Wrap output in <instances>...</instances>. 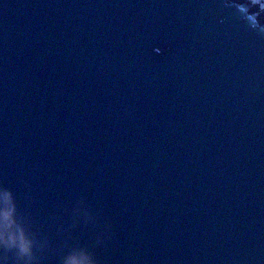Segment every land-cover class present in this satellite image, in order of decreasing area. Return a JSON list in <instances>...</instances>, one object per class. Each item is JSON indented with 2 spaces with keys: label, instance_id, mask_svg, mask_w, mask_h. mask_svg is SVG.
<instances>
[{
  "label": "water",
  "instance_id": "water-1",
  "mask_svg": "<svg viewBox=\"0 0 264 264\" xmlns=\"http://www.w3.org/2000/svg\"><path fill=\"white\" fill-rule=\"evenodd\" d=\"M5 190L0 264H264V0H0Z\"/></svg>",
  "mask_w": 264,
  "mask_h": 264
},
{
  "label": "clouds",
  "instance_id": "clouds-1",
  "mask_svg": "<svg viewBox=\"0 0 264 264\" xmlns=\"http://www.w3.org/2000/svg\"><path fill=\"white\" fill-rule=\"evenodd\" d=\"M251 5L254 0H250ZM257 22H259V16H257ZM14 194L11 190H5V205L11 204V207H4L0 216H2L3 223L0 224V248H4L8 251L16 250L21 257L29 256L32 251V243L25 235L24 231L13 230L16 223L15 212L16 205L13 200ZM69 264H82L78 257H72Z\"/></svg>",
  "mask_w": 264,
  "mask_h": 264
}]
</instances>
